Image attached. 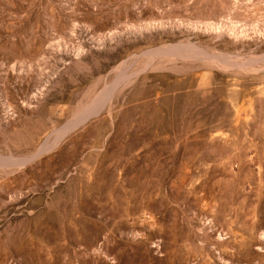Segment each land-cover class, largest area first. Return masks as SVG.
Masks as SVG:
<instances>
[{"label": "rangeland", "instance_id": "obj_1", "mask_svg": "<svg viewBox=\"0 0 264 264\" xmlns=\"http://www.w3.org/2000/svg\"><path fill=\"white\" fill-rule=\"evenodd\" d=\"M0 264H264V0H0Z\"/></svg>", "mask_w": 264, "mask_h": 264}]
</instances>
